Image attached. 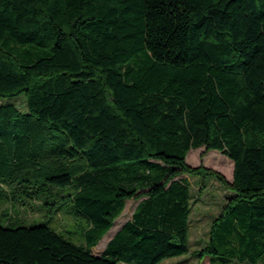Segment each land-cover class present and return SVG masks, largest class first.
I'll list each match as a JSON object with an SVG mask.
<instances>
[{"label": "trees", "instance_id": "obj_1", "mask_svg": "<svg viewBox=\"0 0 264 264\" xmlns=\"http://www.w3.org/2000/svg\"><path fill=\"white\" fill-rule=\"evenodd\" d=\"M20 94L26 110L1 101ZM202 146L234 171L229 182L209 170L232 191L199 264L264 263V0H0V185L69 187L85 221L81 243L0 223V263L188 254L185 175L207 171L187 156Z\"/></svg>", "mask_w": 264, "mask_h": 264}, {"label": "rangeland", "instance_id": "obj_2", "mask_svg": "<svg viewBox=\"0 0 264 264\" xmlns=\"http://www.w3.org/2000/svg\"><path fill=\"white\" fill-rule=\"evenodd\" d=\"M1 101L16 103L20 108L26 110L23 94L13 98H4ZM187 162L194 167H203L207 171L206 174L201 175H185L190 181L193 194L190 252L186 255L170 257L161 264H199V258L195 253L202 246L201 242L208 240L211 225L223 209L228 195L232 191L215 174L209 173L213 170V172L223 175L227 181H233L234 163L221 151L207 150L205 146L194 148L189 151ZM37 189L36 194H39L35 195L26 194L24 188L18 186L17 182L7 181L0 185V223L12 228L46 223L52 229L67 235V237L71 236L77 243H81V232L85 221L77 218L74 212L71 213L72 201L69 197H65L71 192V188L62 189L51 186L48 182H41ZM137 203L138 201L135 199L127 201L122 215L115 220L111 230L93 248L95 254H100L103 251L107 241L132 216ZM205 261L206 259L202 261V264ZM119 264L128 263L120 262Z\"/></svg>", "mask_w": 264, "mask_h": 264}, {"label": "crops", "instance_id": "obj_3", "mask_svg": "<svg viewBox=\"0 0 264 264\" xmlns=\"http://www.w3.org/2000/svg\"><path fill=\"white\" fill-rule=\"evenodd\" d=\"M232 161V160H231ZM233 162V161H232Z\"/></svg>", "mask_w": 264, "mask_h": 264}]
</instances>
